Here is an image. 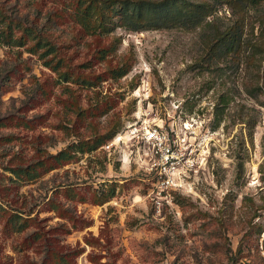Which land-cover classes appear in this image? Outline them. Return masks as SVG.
Here are the masks:
<instances>
[{
	"label": "rangeland",
	"instance_id": "rangeland-1",
	"mask_svg": "<svg viewBox=\"0 0 264 264\" xmlns=\"http://www.w3.org/2000/svg\"><path fill=\"white\" fill-rule=\"evenodd\" d=\"M0 5L51 30L70 64L86 63L73 70L93 79L63 80L47 65L50 56L0 36V205L6 210L1 261L38 263L44 246L30 233L45 231L56 249L80 250L73 264H264V207L258 208L264 202V92L256 89L264 63V1L244 15L247 46L240 56L218 66L203 60L207 26H117L107 35H83L71 0ZM216 5L209 19L215 17L219 27L233 24L238 13L226 3ZM112 35L120 37L113 52L96 57L93 51ZM251 42L258 45L254 51ZM125 58L132 62L125 75L105 72ZM73 95L84 114L71 110ZM136 116L172 127L185 139L183 149L204 159L189 190L177 193L187 199L176 200L175 194L171 204L161 200L157 206L152 160L143 145L129 142L99 146L32 178L12 170L57 152L77 138L72 130L86 136L117 125L118 131ZM112 181L115 195L104 203L64 191L88 192ZM51 201L68 207L76 221L59 214ZM11 212L27 218L24 229L4 225Z\"/></svg>",
	"mask_w": 264,
	"mask_h": 264
},
{
	"label": "trees",
	"instance_id": "trees-1",
	"mask_svg": "<svg viewBox=\"0 0 264 264\" xmlns=\"http://www.w3.org/2000/svg\"><path fill=\"white\" fill-rule=\"evenodd\" d=\"M216 1L226 3L232 12H237V19L233 24L226 27L215 25V17L209 19L218 7ZM264 0H71L74 6L73 16L79 24L82 34L88 35H107L117 26H123L128 30L156 29L181 27L183 29H193L198 26H207L203 33L205 51L203 60L206 65L218 66L219 61L233 60L240 56L241 50L247 46V40L244 37V15L253 7L260 5ZM0 36L7 43L16 45L28 44L31 51L41 50V54L49 57L46 59L47 65L56 70L63 80H72L80 83L91 84L92 80L86 74L76 72L74 67H81L84 62L76 65L70 64L68 56L62 51L60 44L51 30L38 28L34 23L29 24L23 21L18 15L7 13L0 5ZM113 38L104 47H99L93 51V54L99 58H105L107 54L113 52L119 36L112 35ZM251 49L258 46L256 43H250ZM57 56V57H56ZM56 58V59H54ZM264 59V55H263ZM55 60V61H53ZM131 59L125 58L119 64L109 66L105 72L109 76L116 78L125 75L131 68ZM261 84L256 89L264 92V63L260 70ZM101 75L96 74L95 78ZM71 93V92H70ZM92 106H98V102ZM70 108L76 114H84V108H81L77 99L73 95ZM219 124L217 118L214 127ZM65 128V125H63ZM118 126H113L101 131L94 130L86 136L77 135L75 140H71L63 148L55 153H48L31 161L25 166L12 167L13 172L22 178H32L43 171H48L54 167L60 166L66 162L79 158V155L97 149L103 146L117 132ZM251 134V133H250ZM251 138V137H250ZM263 164L259 165L262 169ZM117 183L112 181L97 188H90L89 191H78L75 188L64 189L67 196H76L80 201L90 198L94 203H104L115 195ZM176 200H185V196L176 194ZM51 207L63 216H69L72 221L76 218L68 207L51 201ZM264 207V202L258 208ZM6 210L0 205V221L5 216ZM222 218V215H221ZM223 223L221 219H218ZM27 218L21 217L14 212L7 215L4 225L16 226L17 229H24L27 226ZM252 227L261 228L257 225ZM249 233L243 235L246 237ZM48 234L45 231H33L30 236L38 239L44 246L42 259L36 264H73V258L80 250L61 251L50 245ZM0 264H5L0 260Z\"/></svg>",
	"mask_w": 264,
	"mask_h": 264
},
{
	"label": "built area",
	"instance_id": "built-area-1",
	"mask_svg": "<svg viewBox=\"0 0 264 264\" xmlns=\"http://www.w3.org/2000/svg\"><path fill=\"white\" fill-rule=\"evenodd\" d=\"M187 118L184 124L187 125ZM183 137L172 127L165 129L159 123L137 117L128 121L114 136L103 144L110 149L115 142L143 145L152 160L154 176L151 179V193H154L157 206L161 200L171 204L174 195L186 193L192 184L193 176L204 169L203 158L183 149Z\"/></svg>",
	"mask_w": 264,
	"mask_h": 264
}]
</instances>
